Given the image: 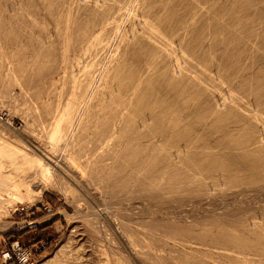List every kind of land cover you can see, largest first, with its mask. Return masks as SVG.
Segmentation results:
<instances>
[{"label": "rangeland", "instance_id": "1", "mask_svg": "<svg viewBox=\"0 0 264 264\" xmlns=\"http://www.w3.org/2000/svg\"><path fill=\"white\" fill-rule=\"evenodd\" d=\"M13 233L36 264H264V0H0Z\"/></svg>", "mask_w": 264, "mask_h": 264}, {"label": "built area", "instance_id": "2", "mask_svg": "<svg viewBox=\"0 0 264 264\" xmlns=\"http://www.w3.org/2000/svg\"><path fill=\"white\" fill-rule=\"evenodd\" d=\"M0 257L5 262H14L15 264H36L32 247L17 240L5 243Z\"/></svg>", "mask_w": 264, "mask_h": 264}, {"label": "crops", "instance_id": "3", "mask_svg": "<svg viewBox=\"0 0 264 264\" xmlns=\"http://www.w3.org/2000/svg\"><path fill=\"white\" fill-rule=\"evenodd\" d=\"M33 224V221H30V224ZM19 229L20 228H17L16 229V232L18 233L19 232ZM8 237H14V233L12 234V235H9V236H7V239H5V238H3L1 235H0V252H1V250H2V248L4 247V244L5 243H9V242H11V241H13V240H17V241H19L18 239H12V240H8ZM20 242V241H19ZM20 243H22V242H20ZM22 244H24V243H22ZM0 264H15L14 262H5L1 257H0Z\"/></svg>", "mask_w": 264, "mask_h": 264}, {"label": "bare ground", "instance_id": "4", "mask_svg": "<svg viewBox=\"0 0 264 264\" xmlns=\"http://www.w3.org/2000/svg\"><path fill=\"white\" fill-rule=\"evenodd\" d=\"M239 3V2H238ZM137 171V170H136ZM139 172V171H138Z\"/></svg>", "mask_w": 264, "mask_h": 264}]
</instances>
